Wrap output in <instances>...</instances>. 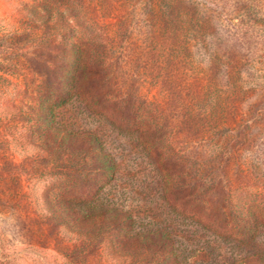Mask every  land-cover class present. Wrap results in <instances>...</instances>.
I'll use <instances>...</instances> for the list:
<instances>
[{
	"label": "rangeland",
	"instance_id": "obj_1",
	"mask_svg": "<svg viewBox=\"0 0 264 264\" xmlns=\"http://www.w3.org/2000/svg\"><path fill=\"white\" fill-rule=\"evenodd\" d=\"M0 264H264V0H0Z\"/></svg>",
	"mask_w": 264,
	"mask_h": 264
}]
</instances>
